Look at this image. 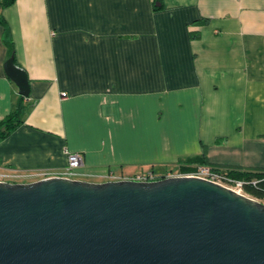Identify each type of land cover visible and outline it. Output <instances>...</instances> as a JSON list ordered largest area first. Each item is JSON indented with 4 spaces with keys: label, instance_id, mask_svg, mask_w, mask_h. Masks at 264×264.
<instances>
[{
    "label": "crops",
    "instance_id": "crops-1",
    "mask_svg": "<svg viewBox=\"0 0 264 264\" xmlns=\"http://www.w3.org/2000/svg\"><path fill=\"white\" fill-rule=\"evenodd\" d=\"M20 106L0 140L10 184L59 172L66 151L94 184L202 161L264 172V0H15L0 7V123Z\"/></svg>",
    "mask_w": 264,
    "mask_h": 264
},
{
    "label": "water",
    "instance_id": "water-1",
    "mask_svg": "<svg viewBox=\"0 0 264 264\" xmlns=\"http://www.w3.org/2000/svg\"><path fill=\"white\" fill-rule=\"evenodd\" d=\"M0 264H264V204L193 177L0 183Z\"/></svg>",
    "mask_w": 264,
    "mask_h": 264
},
{
    "label": "built area",
    "instance_id": "built-area-1",
    "mask_svg": "<svg viewBox=\"0 0 264 264\" xmlns=\"http://www.w3.org/2000/svg\"><path fill=\"white\" fill-rule=\"evenodd\" d=\"M66 155H67L68 165L64 169L60 170L59 172H50V171L38 172L32 174L31 176L35 178H39L41 180H47L52 178H64V179L79 181L82 175L80 173V170L83 169L85 166L84 156L81 153H72L69 151H66ZM12 173L13 172L11 173L0 172V183H9L16 181L19 178V176H16L14 173L13 174ZM181 177H193V178L207 180L222 185L224 187H227L229 189H232L235 192H238L239 194H243L245 196L250 197L249 195L244 193V186L246 185L245 182L231 178L228 175V172H225L221 169H217L208 165H198L192 167L191 171L172 172L163 177L157 176L153 172L139 173L132 176L131 178L125 179L124 181H130L136 183H153L161 179L181 178ZM109 178L112 179L111 174ZM252 184L254 186H257V181L253 182Z\"/></svg>",
    "mask_w": 264,
    "mask_h": 264
},
{
    "label": "trees",
    "instance_id": "trees-1",
    "mask_svg": "<svg viewBox=\"0 0 264 264\" xmlns=\"http://www.w3.org/2000/svg\"><path fill=\"white\" fill-rule=\"evenodd\" d=\"M14 2L15 0H4L0 4V7L12 5ZM21 112H22V107L20 106L13 114H11L7 119H5L2 123H0V140L5 139L14 129H16V127L20 122ZM202 162L203 163H200L199 165H209L208 162L205 161ZM181 168L182 169H180V171L182 172H188L192 170V168H184V167ZM225 172H228V175L231 178L246 183V185L244 186L245 194L264 203V172H258V171L251 172L244 170H229ZM255 181H257V186H254L252 184Z\"/></svg>",
    "mask_w": 264,
    "mask_h": 264
},
{
    "label": "rangeland",
    "instance_id": "rangeland-1",
    "mask_svg": "<svg viewBox=\"0 0 264 264\" xmlns=\"http://www.w3.org/2000/svg\"><path fill=\"white\" fill-rule=\"evenodd\" d=\"M157 175H159V173H157ZM263 203V202H262ZM264 204V203H263Z\"/></svg>",
    "mask_w": 264,
    "mask_h": 264
}]
</instances>
